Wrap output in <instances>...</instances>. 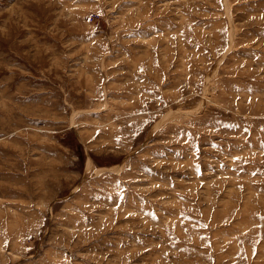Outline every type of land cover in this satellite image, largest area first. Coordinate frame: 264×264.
<instances>
[{
	"label": "rangeland",
	"instance_id": "1",
	"mask_svg": "<svg viewBox=\"0 0 264 264\" xmlns=\"http://www.w3.org/2000/svg\"><path fill=\"white\" fill-rule=\"evenodd\" d=\"M0 96V264H264V0H0Z\"/></svg>",
	"mask_w": 264,
	"mask_h": 264
},
{
	"label": "bare ground",
	"instance_id": "2",
	"mask_svg": "<svg viewBox=\"0 0 264 264\" xmlns=\"http://www.w3.org/2000/svg\"><path fill=\"white\" fill-rule=\"evenodd\" d=\"M13 93H15V92H13ZM1 97V96H0ZM3 123V122H2ZM3 126V125H2ZM177 206H178V204H176ZM180 207V206H179Z\"/></svg>",
	"mask_w": 264,
	"mask_h": 264
}]
</instances>
